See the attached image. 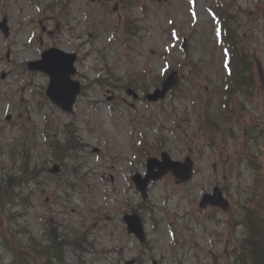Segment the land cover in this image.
Instances as JSON below:
<instances>
[{"label":"rangeland","instance_id":"1","mask_svg":"<svg viewBox=\"0 0 264 264\" xmlns=\"http://www.w3.org/2000/svg\"><path fill=\"white\" fill-rule=\"evenodd\" d=\"M51 1L0 0V22L7 17L11 30L8 38L0 31V182L5 187L0 184L4 192L0 264H19L15 250L20 243L28 245L34 239L44 249L47 224L66 240L78 235L87 240L83 244L90 249L87 253L64 248L66 264H125L136 257L138 264H239L236 248L248 233L244 227L233 229L227 223L241 221L239 205L254 203L251 210L264 209V194L258 192L264 183V11L260 28L253 27L257 23L250 17L258 0H237V6L247 12L241 13L240 8L231 13L232 29L244 39L242 46L249 48L256 84L249 99L234 93L229 101V108L236 112L233 124H226L220 110L223 57L216 51L213 26L203 10L199 23L192 26L184 0H170L166 5L132 0L137 5L129 14L111 0H70L67 5L66 0L53 9ZM124 2L130 5V0ZM140 7L146 10L145 17L139 13ZM127 16L141 28L132 41H126L122 31ZM171 18L189 37L186 61L179 46L166 59L173 67L183 65L182 90L177 97L170 96L164 108L134 101L126 95L127 84L144 71L148 78L159 74L164 46L171 43L167 36ZM112 30L116 34L109 42ZM50 47L76 51L81 59L78 67L88 77L82 80L87 88L73 115H65L48 101L45 75L26 69L28 61L39 59ZM99 77L109 79V84H95ZM206 114L213 115L223 130L227 125L233 135L225 130L216 137L209 134ZM47 118L52 135L59 139L65 137L64 126L73 125L83 146L70 154L72 158L64 159V167L56 175L49 170L61 163L55 162L40 137V151L27 159L18 151L11 156L13 141L25 131L45 132ZM141 134L150 141L168 140L162 151H151L153 156L167 150L174 159L190 156L198 163L189 184L179 185L168 177L152 187L145 204L127 183L135 170L146 172L148 156L130 164ZM158 143L162 146L161 139ZM255 153L260 154L259 172L248 164ZM25 163L28 169L44 172L21 182ZM9 177L17 184H9ZM216 185L232 199L230 211H199L200 197ZM133 210L144 218L145 246L128 235L123 223V216ZM257 222L264 234V219ZM169 225L174 226L177 246L169 238Z\"/></svg>","mask_w":264,"mask_h":264},{"label":"water","instance_id":"2","mask_svg":"<svg viewBox=\"0 0 264 264\" xmlns=\"http://www.w3.org/2000/svg\"><path fill=\"white\" fill-rule=\"evenodd\" d=\"M54 58H60L62 59V64L65 66L68 65L67 58L64 56H61L60 54H55ZM56 88L52 91H50V96L54 102H56L58 105L62 106L66 111H70L74 101H75V96L78 93V89L70 90V85L68 83H62L60 85L57 84L56 82ZM171 87L170 84H165L164 89L162 92H159L156 97L153 100H157L159 98H164L166 95V92L169 90ZM165 170H169L172 167L168 164H164ZM175 174H178L181 176L180 173H177L175 171ZM130 229L131 231H135L137 234L141 233V228L140 224L137 220H131L130 222Z\"/></svg>","mask_w":264,"mask_h":264},{"label":"trees","instance_id":"3","mask_svg":"<svg viewBox=\"0 0 264 264\" xmlns=\"http://www.w3.org/2000/svg\"><path fill=\"white\" fill-rule=\"evenodd\" d=\"M253 227L259 232L260 226L257 223L254 224ZM254 235L253 233L252 236ZM243 251L248 254L247 264H264V234L261 233L259 236L256 235V237L249 242V249H247V251L243 249Z\"/></svg>","mask_w":264,"mask_h":264},{"label":"snow or ice","instance_id":"4","mask_svg":"<svg viewBox=\"0 0 264 264\" xmlns=\"http://www.w3.org/2000/svg\"><path fill=\"white\" fill-rule=\"evenodd\" d=\"M173 36H175V33H173Z\"/></svg>","mask_w":264,"mask_h":264},{"label":"bare ground","instance_id":"5","mask_svg":"<svg viewBox=\"0 0 264 264\" xmlns=\"http://www.w3.org/2000/svg\"><path fill=\"white\" fill-rule=\"evenodd\" d=\"M262 256V255H261Z\"/></svg>","mask_w":264,"mask_h":264}]
</instances>
